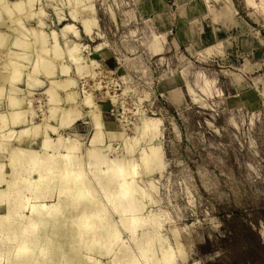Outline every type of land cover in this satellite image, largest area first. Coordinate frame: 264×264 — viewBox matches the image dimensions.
I'll return each mask as SVG.
<instances>
[{
    "label": "rangeland",
    "instance_id": "1",
    "mask_svg": "<svg viewBox=\"0 0 264 264\" xmlns=\"http://www.w3.org/2000/svg\"><path fill=\"white\" fill-rule=\"evenodd\" d=\"M21 1L0 0V115L16 97L26 120L11 128L33 126L31 148L61 134L80 155L100 121L110 158L131 155L137 182H154L149 208L166 215L178 264H264V0ZM38 57L49 66L35 73ZM65 109L80 114L60 127Z\"/></svg>",
    "mask_w": 264,
    "mask_h": 264
},
{
    "label": "bare ground",
    "instance_id": "2",
    "mask_svg": "<svg viewBox=\"0 0 264 264\" xmlns=\"http://www.w3.org/2000/svg\"><path fill=\"white\" fill-rule=\"evenodd\" d=\"M33 2H16V7L23 11L25 6L30 12ZM83 24L88 31L89 19L83 20ZM73 27L68 24L66 29ZM55 34L53 32V39L57 38ZM40 40L43 42L40 50L50 51L41 36ZM54 51L61 55L58 50ZM70 52V59L79 65L78 58L72 55V50ZM57 55L56 58L63 57ZM10 62L13 63L12 79L20 81L22 72L16 62ZM34 64L32 72L35 73L40 71L41 65L46 69L49 66L44 58L37 59ZM67 67L62 68L63 74L69 73ZM77 67L80 73L82 67ZM46 73L49 75L50 71ZM52 91L53 87L48 90L51 96ZM189 91L193 89L190 87ZM73 96L70 94L71 101ZM49 98L55 101L53 96ZM88 98L90 105L92 100ZM11 99L14 107L11 118L0 115L3 131L0 133V155L8 156V162L0 164V264H178L177 251L181 250V244L177 240L176 246H180L171 247L170 240L162 233L166 215L149 208L155 197L151 192L155 189L154 182H150V191L143 180L137 182L140 168L136 166L138 163L132 164L131 155V159L110 158L113 149L102 148L104 133L100 121H95L91 145L83 154L76 155L81 149L77 141L72 143V140L67 145L68 139L61 134L52 139L48 131L40 146L31 148L28 134L36 131L33 126L17 131L11 128L26 121L21 112L23 101L17 102L16 97ZM62 111L60 127L72 125L80 114L75 112L68 116L70 111ZM5 129L9 130L5 132ZM130 142L134 141L130 139ZM125 144L128 146L127 139ZM129 145L132 149V144ZM113 214L119 219H113ZM120 226L130 235L131 244L121 239ZM176 231L173 232L175 236ZM67 245L69 249L65 250Z\"/></svg>",
    "mask_w": 264,
    "mask_h": 264
},
{
    "label": "crops",
    "instance_id": "3",
    "mask_svg": "<svg viewBox=\"0 0 264 264\" xmlns=\"http://www.w3.org/2000/svg\"><path fill=\"white\" fill-rule=\"evenodd\" d=\"M191 9H192V7H191ZM188 19H189V18H188ZM183 23L186 24V22H183ZM179 33H180L181 35H183V36L186 38V40H188L189 42H191L193 38H194V39L196 38L195 35H193V34L190 36V39L187 38V37L182 33V26H181V29L179 30Z\"/></svg>",
    "mask_w": 264,
    "mask_h": 264
}]
</instances>
